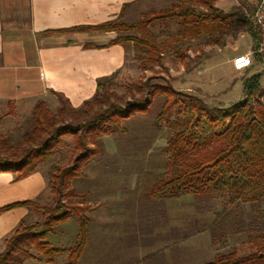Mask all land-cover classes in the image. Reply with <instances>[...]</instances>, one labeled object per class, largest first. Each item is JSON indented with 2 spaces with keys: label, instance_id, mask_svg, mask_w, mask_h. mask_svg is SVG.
I'll return each mask as SVG.
<instances>
[{
  "label": "trees",
  "instance_id": "trees-1",
  "mask_svg": "<svg viewBox=\"0 0 264 264\" xmlns=\"http://www.w3.org/2000/svg\"><path fill=\"white\" fill-rule=\"evenodd\" d=\"M216 0H175L171 6L153 10L138 22L115 19L97 26H80L78 30L116 31L114 43L132 46L136 57L150 62L162 63V43L151 35L150 27L156 22L163 26L161 35L169 30V24L178 27L176 34L167 39L181 37L195 38L207 35L209 42L219 48L228 45L229 39H236L244 32L253 38L252 49L258 46V36L253 31L250 15L255 8L252 0H241L225 12L215 5ZM139 30V34H126ZM177 54L184 66H189V55L180 47ZM254 65V64H253ZM119 69L111 75L97 80L93 97L82 106L73 107L61 92L55 91L59 104L55 109L40 99L27 118L28 126H21L22 138L14 141L12 136L0 132V173L15 174L21 180L38 171L44 161L50 159L63 142L70 136L74 142L73 163L68 166H53L49 184L58 197L55 207L41 205L37 200H20L0 207V214L17 208H43L44 219L26 224L22 220L4 240L0 252V264H26L28 259L55 263L54 256L61 250L53 248L47 241L53 229L66 222L73 214L79 219V239L69 254L66 264H78L89 241L90 219L84 214L87 205L76 202L66 205L60 200L71 180L83 176L85 168L94 158L104 152L99 139L118 131L127 132L123 122L136 114H148L153 99L162 93L163 102L159 121L171 117L176 108L189 112L190 117L179 132L167 139L169 162L162 172L146 171L141 180V190L148 197L163 194L169 198L182 195L209 196L219 187L220 180L227 175L239 177L242 189L257 186L264 189V85L263 72L245 78V99L227 107L210 106L197 95L176 90L173 86L140 81L129 87L130 98L120 96L114 89V78ZM3 115L0 114V122ZM168 121V120H167ZM238 190L237 184L234 185ZM69 193V192H68ZM70 194V193H69ZM71 195L83 196L72 192ZM230 211L216 212L214 220L205 230L216 232L228 218ZM259 248L249 253L223 252L204 264H264V233L253 239Z\"/></svg>",
  "mask_w": 264,
  "mask_h": 264
},
{
  "label": "rangeland",
  "instance_id": "rangeland-1",
  "mask_svg": "<svg viewBox=\"0 0 264 264\" xmlns=\"http://www.w3.org/2000/svg\"><path fill=\"white\" fill-rule=\"evenodd\" d=\"M173 2L175 0H139L130 6L128 21L138 22L151 11L167 8ZM240 2L241 0H216L215 5L227 12ZM162 28L163 26L156 22L150 27V31L159 43L164 39L169 42L167 46L165 43L160 46L163 64L136 57L130 45L126 62L114 78L113 89L120 96L126 95L130 98L131 85L149 80L154 84H170L178 91L197 95L210 106L227 107L245 99L246 77L263 72L261 82L264 85L262 62L257 61L249 70L242 71L235 70L231 63L234 56L252 49L253 38L249 32L240 34L236 39L230 38L226 47L219 48L212 45L205 34L169 41L167 37L176 34L178 27L175 23H170L169 30L166 29L164 35H161ZM139 33V30L127 32ZM180 47H183L190 57L188 67L184 66L177 54ZM153 102L148 114H136L123 122L127 132L118 131L99 139L104 152L83 168V176L71 180L64 190L65 195L60 198L66 205L78 202L88 206L84 214L90 219V239L78 264H134L130 263L132 259L127 256L132 252L131 249L136 247V251H146L145 247H152V242L157 238L161 243L170 240L169 236H162L167 232L165 223L176 222L177 226H180L176 233L177 241H180L184 235L204 231L214 220L215 213L225 209H228L230 214L224 224L216 232L210 231L220 253L234 250L245 254L259 248L253 239L264 233V189L257 186L242 189L244 181L235 175H227L209 196L189 194L169 198L159 194L151 198L141 190V180L146 171L167 170L170 159L167 153V139L181 131L185 127L184 122L190 117L189 112L176 108L169 119L166 117L164 121H159L162 93H158ZM28 116L14 115L3 119L0 132L12 136L14 141L20 140L22 136L18 130L21 126H28ZM73 159V138L66 136L56 153L40 164L38 172L44 175L46 187L42 181L33 182L32 191L42 188L38 189L34 198L41 205L56 206L58 197L49 184L51 174L55 173L52 167L71 165ZM235 184L239 187L238 190L234 187ZM72 192L84 195L77 197L71 195ZM8 199L9 197H3L4 202L0 205L10 201ZM44 215L43 208L32 207V212L25 219L26 224L39 222L44 219ZM79 225L77 215L73 214L49 233L47 241L53 248L61 250L54 256L55 264H66L69 261V254L79 239ZM105 228L121 230L120 236L105 237ZM156 229L159 232H155ZM135 234L143 235L140 240L144 244L140 246L139 241L132 239ZM172 234L174 235L175 231H170L167 235ZM3 247L4 242L0 241V249ZM188 254L191 256L190 252ZM159 258L161 260L163 257ZM176 259L172 261L177 262ZM138 264L159 263L148 259Z\"/></svg>",
  "mask_w": 264,
  "mask_h": 264
},
{
  "label": "crops",
  "instance_id": "crops-1",
  "mask_svg": "<svg viewBox=\"0 0 264 264\" xmlns=\"http://www.w3.org/2000/svg\"><path fill=\"white\" fill-rule=\"evenodd\" d=\"M137 1L0 0V114L4 115L3 119L14 115L27 117L40 99L55 109L59 104L55 91L63 93L73 107H80L93 97L97 80L124 66L129 46L114 43L116 31L76 27L97 26L118 18L129 22L130 6ZM40 181L46 187L44 175L38 171L21 180H16L13 173L1 172L0 203L4 202L3 197L10 200L5 204L35 200L41 187L32 191L33 182ZM31 212L32 208L17 207L1 213L0 241L4 242ZM165 225L167 232L162 236H169V241L161 243L157 238L152 247H145L146 251H136L135 247L127 255L131 262L127 261L138 264L149 259L159 264H204L220 253L210 231H194L177 241L180 226L176 222ZM118 230L105 228L104 236H120L121 230ZM170 231L175 234L167 235ZM142 236L135 234L132 239L141 246ZM36 257L28 259L26 264H55L38 260L39 255ZM159 257L163 258L159 260ZM173 257L177 262L172 261Z\"/></svg>",
  "mask_w": 264,
  "mask_h": 264
},
{
  "label": "built area",
  "instance_id": "built-area-1",
  "mask_svg": "<svg viewBox=\"0 0 264 264\" xmlns=\"http://www.w3.org/2000/svg\"><path fill=\"white\" fill-rule=\"evenodd\" d=\"M255 8L250 15L253 31L258 36V46L233 57L232 65L236 70H245L257 61L264 64V0H253Z\"/></svg>",
  "mask_w": 264,
  "mask_h": 264
}]
</instances>
